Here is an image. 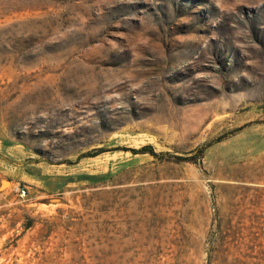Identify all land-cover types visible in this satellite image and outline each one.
Here are the masks:
<instances>
[{
    "label": "rangeland",
    "instance_id": "rangeland-1",
    "mask_svg": "<svg viewBox=\"0 0 264 264\" xmlns=\"http://www.w3.org/2000/svg\"><path fill=\"white\" fill-rule=\"evenodd\" d=\"M0 264H264V0H0Z\"/></svg>",
    "mask_w": 264,
    "mask_h": 264
},
{
    "label": "built area",
    "instance_id": "built-area-1",
    "mask_svg": "<svg viewBox=\"0 0 264 264\" xmlns=\"http://www.w3.org/2000/svg\"><path fill=\"white\" fill-rule=\"evenodd\" d=\"M17 191H18V195H19L20 197H23V196H25V194H26V188H25V186H19V187L17 188Z\"/></svg>",
    "mask_w": 264,
    "mask_h": 264
},
{
    "label": "water",
    "instance_id": "water-1",
    "mask_svg": "<svg viewBox=\"0 0 264 264\" xmlns=\"http://www.w3.org/2000/svg\"><path fill=\"white\" fill-rule=\"evenodd\" d=\"M4 181L8 182V180H4ZM4 181H3V182H4ZM3 182H2V184H3ZM56 200H58V199H56Z\"/></svg>",
    "mask_w": 264,
    "mask_h": 264
}]
</instances>
